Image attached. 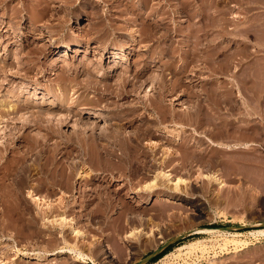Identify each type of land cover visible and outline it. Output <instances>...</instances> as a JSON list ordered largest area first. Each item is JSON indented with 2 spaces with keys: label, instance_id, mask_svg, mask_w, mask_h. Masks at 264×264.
<instances>
[{
  "label": "rangeland",
  "instance_id": "obj_1",
  "mask_svg": "<svg viewBox=\"0 0 264 264\" xmlns=\"http://www.w3.org/2000/svg\"><path fill=\"white\" fill-rule=\"evenodd\" d=\"M7 1V6L0 4V224L5 223L0 225V264H93V260L98 264H136L164 242L188 231L192 233L172 242L164 256L155 262L153 258L148 264H264V233L260 232L264 228V0H74L71 13L63 8L62 0H49L46 9V0ZM213 15L218 16L216 30L220 40L217 80L223 90L232 92L238 104L232 111H222L220 119L224 120L223 126L231 130L232 138L216 139L222 142L221 146L204 143L203 164L188 159L185 164L188 170L180 171L176 169L178 164L174 158L165 165L166 170L174 168L176 174L190 182L185 192H175L168 187L154 193L140 190L141 185L155 178V172L138 176L142 178L141 185L134 187L130 180L135 176L129 172L112 182L107 179L111 180L113 175L103 178L104 174L95 181H88L87 177L78 178V172H91L89 166L81 162H78L82 165L78 166L76 176L62 187L60 184L51 188L42 186L46 175L36 167L31 177L23 172L40 149L42 153L55 149L63 162L60 168L63 165L70 168L83 153L91 154L89 147L93 155L98 154L95 152L98 147L76 139L79 130L89 136L91 126L97 131L102 126L111 128L117 122L116 112L132 108L143 99L155 98L158 90L151 91V78L159 76L161 66L169 59L166 49L174 50L176 59H171L175 60L172 67H177L190 57L191 48L204 47L212 37ZM10 20L14 25H9ZM66 42L70 43L68 48L53 47ZM144 61L151 62L152 69L142 80L150 82L146 81L138 90L134 88L125 100L109 97L99 101V91L81 85L90 77L96 80L91 74L95 70L100 74L94 75L98 76L102 87L107 82L116 85L125 72V76L130 74L131 79L135 78ZM85 63L90 64L91 70ZM194 64L189 66L191 75L188 70L184 79L186 83L196 79L193 83L199 90L203 88L204 76L210 73L202 70V74L200 69L201 72H197L199 65L194 68ZM83 66L90 72H84ZM169 72L166 71L169 82L176 93L180 92L179 76ZM183 86L184 89L188 84ZM131 87L128 88L132 90ZM188 95L180 97L185 103L181 107L180 101L172 97L162 108L168 112H176V109L183 112V108L186 111L187 106L195 104V97ZM102 109L109 113L107 123L97 119L96 113ZM139 112L143 114L144 110ZM37 116L44 118L39 122ZM48 119L50 125L56 124L51 127L55 131L48 129ZM135 126H128L126 133L135 132ZM173 130L176 133L180 129L170 128ZM24 133L27 138H19ZM185 134L189 137L188 146L182 141L167 146L193 156L200 144H191L195 141L191 130L187 129ZM69 138L71 141L67 140ZM36 140L41 143L36 146L38 149L34 145ZM158 141L163 142L154 137L144 146H157ZM102 143L106 145L105 141H100L101 147ZM214 156H218V163L205 167L207 159ZM140 160L146 159L140 156ZM213 171L224 176L227 182L224 188L207 182L204 174ZM115 172L117 176V170ZM20 175L25 176L23 181L19 180ZM54 177L60 182L64 176L58 172ZM35 185L40 195L55 199L50 215L42 213L44 209L40 211L33 198H25L28 189ZM14 188L24 195L9 203L12 198L9 194ZM147 198L149 201L144 202ZM45 205L43 208L47 207ZM61 214L73 217L78 228L85 232L79 243L69 228L55 220ZM10 217L14 222H9ZM222 226L237 232V235L228 233L232 240L227 245L221 233L200 231L202 228L227 230L219 228ZM132 230L136 232L127 236ZM92 239H99V245L93 246ZM197 242L193 250L198 249L187 253L189 244ZM103 243L111 248L108 256L103 253ZM79 251L89 256L87 263L79 261ZM25 252L43 257L30 259Z\"/></svg>",
  "mask_w": 264,
  "mask_h": 264
},
{
  "label": "bare ground",
  "instance_id": "obj_2",
  "mask_svg": "<svg viewBox=\"0 0 264 264\" xmlns=\"http://www.w3.org/2000/svg\"><path fill=\"white\" fill-rule=\"evenodd\" d=\"M100 1L104 2L105 0H100ZM212 1H214V0H212ZM7 2H8L7 0H0V4H2L3 6H4L5 3L7 4ZM62 2H63V8L66 9L67 12L69 11V13H71V11L74 8L73 7L74 6V0H62ZM49 3H50L49 0L48 1L46 0V4L47 5L44 6L45 9L49 8L48 7ZM212 6H213V4H212ZM216 12H217V10H216ZM14 15L19 16L20 14L16 12ZM107 15H108V12H107ZM36 17H37V15H36ZM217 17H216V15L212 16V19H213V25L212 26L213 27L211 26L212 29H210V30L212 31L213 35H212L211 38L209 37V39H208L207 43L205 44V46L201 47V48H199V47L195 48L196 46H198L199 42H197V45H195V46L193 45V47L195 49L192 50V48H191L192 46H191L190 47L191 48L190 49V54H189L190 57L189 58L186 57L187 59L184 60L182 63L178 64L177 67L176 66H174V68L172 67L174 65V61L175 60L171 61V59H173V58L176 59V56L174 55V50H170L171 47H168L166 49V51H167L166 54L169 56L170 60L169 59L167 61L165 60L166 63H164V65L161 66L162 70L159 72V76L157 75V77L155 76V78L154 77L151 78V83H152L151 91L154 90V89L158 90V94L156 95L155 98L152 97V98L148 99V97H147L148 100H144L143 99V100L139 101L138 104H136L132 108H128V109H126L124 111L121 110L118 113L116 112V114L118 115V117L115 118L117 122L115 124L113 123V125H111V128H103V126H102V129L100 131L99 130L97 131L96 128H93L91 126L90 127V132L91 133L89 134V136L83 135L80 132V130H79L78 134L76 133L77 134L76 135L77 136V138H76L77 140H80L81 142L82 141L83 142L87 141L88 143L90 142L89 143L90 146L93 145V146L98 147L99 148V149L97 148L98 152L95 151L98 154L95 153L96 155H93L92 154L93 153V151H92L93 149H90V147H89L88 149L91 152V154L90 153L89 154L88 153H83L82 154L83 156H81V158L78 157L79 159H76L75 162L72 163V166L70 168L63 167L64 165L60 168L59 166H60V164L62 165L63 162L60 161V158L57 156L58 152H56L55 149L51 150L50 152L48 151V153H47L46 150H45L46 153L45 152L42 153L41 152L42 150L40 149V151L37 154V156L34 159V161L32 163H28L25 166V168H23L24 171H23V169H21V170L23 172H25L26 174H28L27 176L31 177L33 167H36V169H38L43 175L44 174L46 175L45 178H43L44 176L42 177L43 180H44L42 182V184H43L42 186H47L48 188L54 187L56 184H58V185L60 184V186H61L64 183L65 184L68 183L67 180H70L73 175L76 176V174H77L76 171L78 169V166H80L82 164L83 165H88L89 168L91 169V172L89 171L87 173V170H86L87 174L86 173L83 174L82 172H78V178L79 177H87L88 181H95L102 174H104V176H102L103 178L106 177L105 175H113V177H111L112 178L111 180H109V178L107 179V181L112 182L116 178L117 179L121 178L122 175L125 172H129L130 175L135 176V177L131 178V180H130L132 187H134V185L135 186L136 185H141L140 183L142 182V180H141L142 178L141 177L138 178V176H140V175H146L147 176L150 172H152V173L155 172L156 174H153V175H155L154 176L155 178H153L152 181H150L149 183L146 182V184L141 185V188L140 187H137V188H140V190H146V191H148L147 193H154L157 190L163 189V187H168V188L172 189L175 192H185L186 189H184V188H185V186H188L190 182L188 183L187 182V178H185L183 175L176 174L175 173L176 170L174 168H168L166 170V168H165L166 166L165 165L168 162H170V161L172 162V160L174 158H176L177 159V164H178L176 169L180 170V171H184V169H185L187 171L188 169H186V167H185L186 166L185 165L186 164V160L189 161L190 159H192V160L195 159L196 161L202 162V164H203V161H204L205 157L202 155L201 151L205 147L204 143L207 142V143H211L213 145L221 146L222 142L221 141L217 142L216 139H220V140L223 141L225 138H232L231 137L232 132H230L231 130L227 129L228 127L225 128V126H223V121L224 120L221 121L220 119L222 118V116H221L222 115V111H224V110H228V111L234 110L235 109V105L238 104L237 103L238 100L235 98V96L232 95V92H229L227 90L228 91V93H227L226 90H223V87L218 82L219 80H217L219 78V76H220V75L217 74V72L219 71L218 69L220 68L219 62L221 61V60L219 61L220 40H219V36H218L219 34H217V33H219L217 31L218 30V26H217L218 24H217V21H216ZM7 22H6V24H8ZM2 23L5 24L4 22H2ZM13 23H15V22H12L11 20L9 21V25H14ZM0 28H1V26H0ZM4 28H7V27H4ZM216 28H217V30H216ZM215 30L217 32H215ZM13 33H14V31H13ZM140 33H141V31H140ZM103 42L106 43L105 41H103ZM69 45H70V43L66 42V43H63V44H56V45L54 44L53 47L55 46V47H60V48L61 47H67L68 48ZM109 46H111V43L107 47H109ZM121 49L123 50V48H121ZM164 50L165 49L163 48V51ZM149 61H144L143 62L144 64L142 65V67H139V69L137 68L138 69L137 70V75L135 74V78L133 77L136 80H133V78L131 79L130 74H129V76H125L126 75V72H125V74H123L124 76H122L123 78L121 79V81L118 82L116 85H113V83H111V82H110V84L107 82L102 87V86H100V81L98 82V80H99L98 76H96V75H100V74H99V72H95L96 71L95 70V71L91 72V74H92V78H95L96 80H94V79L90 80V78H91L90 77L88 81L86 80L87 81L86 84L82 83L81 85H83V87L86 88V89H94L95 91H99V93H100V94H98V95H100V98H99L100 100L99 101L107 100L109 97H111V98L112 97H118V98H121V99L125 100L126 98H128L131 95V92L133 90H135V89L138 90V88H141L143 85H145L146 81H147V83L150 82V81L148 82V79L147 80L146 79L142 80V78H144L147 75V73L152 69V66H151L152 64L150 65V63L153 62V61L151 60L150 63H149ZM192 62H193V64H194V62L195 63H199L200 62V64H202L201 66H203V67H200V64H194L192 66L194 68L199 65V67H197L198 69H196V71L199 70V69L201 71L202 70H208V72L210 73V74L209 73L208 74L212 75V76H209V75L208 76H204V80L205 81H204L203 88L199 89V90L195 89V87L197 85L194 84L195 82L193 83V81L196 80V79H193V78H192L193 80L192 79L191 80L188 79L189 80L188 83H186L187 81H185V79H184V77H185L184 74L188 72V70L190 68L189 66L192 65ZM85 64H87V63H85ZM87 65H88V67L90 69V64H87ZM92 65H93V63L91 64V68H92ZM83 67H85V66H83ZM88 67L84 68L85 69L84 72H90L91 69L89 70ZM167 70L170 71L169 73H173L174 75H178L179 76L178 79H177V77H176V79L178 80V83H177L178 87H179V85L181 86L180 87L181 89L179 90L180 92L177 91V93H176V89L173 88L172 84L169 82L170 77L166 76V74H167L166 71ZM191 70H193V68H191ZM189 73H190V70H189ZM191 73L188 74V75L190 76ZM203 73H204V71H202V74ZM94 74H96V75H94ZM196 74L197 73H195V75ZM189 76H188V78H189ZM171 77H173V76H171ZM194 78H196V77H194ZM198 78H199V80L201 79L200 77H198ZM186 80H187V78H186ZM104 83H105V81H104ZM186 84H188V86L183 89L182 86L183 85L186 86ZM205 84L206 85L209 84L210 85V86H208L209 88L204 87ZM129 86L133 87V88L131 87L132 90L128 88ZM189 90H191V92ZM187 93L190 94V95L192 94L191 96L195 97V102H194L195 104L193 105V107L187 106V110L185 111L184 108H183L185 106H183L182 107L183 108V112H181L182 109L179 110L180 112H177L178 109H176L177 113L173 112L174 110L172 112H170V111L168 112L167 110H165V108L164 109L162 108L164 102L166 100H171L172 97H174V99H173L174 101H176V100L180 101V102H178V104L181 107L182 105L185 104L184 102H183L184 104L181 102V98L184 95H188ZM237 96H238V94H237ZM149 97H151V96H149ZM247 102H248V100L244 101V104H247ZM206 107H208V108H206ZM50 109H52V108L50 107L49 110ZM142 110H144L143 114L141 112H139V111H142ZM213 110H215V111H213ZM114 115H115V113H114ZM96 116H97V119L103 120L106 123L108 122L107 118H109V113H107L106 110L102 109V110L98 111L96 113ZM37 118L38 119H36V120L40 122V121H42L41 119H43L44 117L40 118V116H37ZM51 122H52V120H51ZM49 123H50V120L47 121L48 129L49 130L50 129L54 130L55 128L54 127L51 128V127L53 125H56V124H51L50 125ZM134 125H136L135 126L136 127L135 128L136 131L133 132L132 134L128 135L126 133L125 129L128 126L132 127ZM57 126H58V124H57ZM170 128H174L175 130L176 129L177 130L180 129V130L178 132L174 133V130L172 132V131H170ZM243 128H245V127H243ZM187 129L191 130V134H193L194 137H195L194 143H191V144H193V146L200 144V146H197L200 149L197 148V150H196L197 152H195V154L193 156L192 155L190 156V154L188 155L187 152L185 151L186 154H187V156L185 157L186 154L184 153V151L182 149H180L181 150V152H180L179 149L170 148V147L167 146V144H176L177 141H182L181 143H184V145H185V143L187 142V140L189 138L185 134ZM51 130H50V132H51ZM0 131H1V126H0ZM53 134H56V133L54 132ZM1 136L2 135H0V137ZM25 136L26 135L24 133V134L20 135L19 138H27ZM50 136H52V135H50ZM154 137L155 138L156 137L157 138L158 137L161 138V140L163 142L158 141L159 144L157 146L156 145L155 146L152 145V147L151 146L150 147L144 146V144L149 143L148 142L149 139L153 140ZM73 139L74 138H72V141H73ZM67 140L71 141L70 138L67 139ZM80 141H77V142H80ZM100 141H105L106 145H104V143H102L103 146L101 147L100 146L101 145ZM224 143H226V142H224ZM3 144H5V143H3ZM38 144H41V143L38 140H36L34 142L35 147ZM6 145H8V143ZM225 145L226 146L228 145L227 147H231V144H225ZM187 146H188V144H187ZM185 147H186V145H185ZM182 148H183V145H182ZM187 151H189V149H187ZM44 154H46V155H44ZM200 154H201V156H200ZM140 156H143L146 160L145 161H143V160L141 161L140 160ZM80 159H81V161H80ZM218 160H219L218 156H214V157H211V158L207 159V161L205 162L207 165L204 163L205 167L210 168L211 164L214 165V164L218 163ZM78 162H81L82 164H78ZM198 162H197V165H198ZM199 164H201V163H199ZM156 167H160L162 169L155 170L154 168H156ZM203 167L204 166H202V168ZM115 170H117V174H118L117 176H116ZM58 172L63 173V176L65 177V178L62 177L63 179H61L60 182H57V180H54V178H55L54 176ZM26 174H25V176H26ZM204 175H205V178H207V182L210 183V184H215V185H217L220 188H224L227 185V182H226L224 176L220 172H217V171L207 172ZM25 176H21L22 178H19V180L21 179L20 181H23V178H25ZM27 181H25V182L27 183ZM16 183H17V181H16ZM16 186L17 185H15V187ZM37 186H39L38 183H37ZM18 188H20V187H18ZM18 188H16V189L14 188V190H11V193L9 195L12 198L8 200L9 203H13V201H16L17 198H18L17 200H19V197H21V195H24V192H22V191L20 192V189L18 190V192H16V190ZM25 188H27V187H25ZM37 189L38 188L36 187V185L32 186L31 188H29L27 193H26V195H25L26 196L25 198H27V197L28 198H33L35 200V202L37 203V208L40 211H42V209H44V212H42V213H48L50 215V213H53L54 207L56 205L55 199L53 197H50V196H47V195H44V194L40 195L37 192ZM21 190H23V189H21ZM148 196H149V194H148ZM169 196H171V195H169ZM21 198H23V197H21ZM168 199L169 198H167V200ZM143 201L144 202H148L149 198H147V199H145ZM44 204H47V205H45L47 207L43 208ZM59 217L60 218L55 219V220L60 221V223L64 224L66 228H69V230H71V233L73 234V237L75 236L76 243H79V241L81 240L80 238H82V236L85 235V232L83 230H81L80 228H78V226L76 225L77 223L75 222L73 217H68L65 214H61ZM12 218L10 217L11 221L9 220V222H11V223L14 222V220ZM47 219H49V218H47ZM0 221H1V219H0ZM7 222H8V220H7ZM2 223L5 225L4 221ZM20 227H22V226H20ZM7 229L8 228L6 227V230ZM138 229L140 231L141 228H138ZM221 229H223V228H221ZM229 230L230 229L220 230L218 228H212L210 230L209 229H203V228L200 229L201 232L221 233L224 236L223 242L225 240V244L226 245L228 243H230V241L232 240V239L230 240V238L228 237V233H232L234 235H237V232L229 231ZM133 232H134V230L130 231L129 233L127 232L128 233L127 236L130 237V234L132 235ZM260 232L264 233V228L261 229ZM186 233H192V232L188 231ZM168 241H166L164 243H167ZM233 241H239V240L233 239ZM90 242H91V244L93 246H98L99 245V239L98 240L97 239H92ZM103 244H104L103 245L104 246V249H103L104 252L103 253H104V255L107 254V256H108V250H110L111 248H110L108 243H103ZM196 244L198 245L199 242L191 243V245L189 244V250H188L187 253H189L191 251H196L198 248L193 250L195 247H197ZM203 244L205 245V243H203ZM199 247H201V249H202V246H199ZM205 248H206V246H205ZM183 252H185V251H183ZM24 255L26 257L30 258V259H37V260H41L42 257H43V256H39L37 254H31V253L27 254L26 252L24 253ZM78 258L80 259L79 261H81L82 263H87V258H89V256L86 253H83L82 251H79ZM93 264H98V262L93 260Z\"/></svg>",
  "mask_w": 264,
  "mask_h": 264
},
{
  "label": "water",
  "instance_id": "obj_3",
  "mask_svg": "<svg viewBox=\"0 0 264 264\" xmlns=\"http://www.w3.org/2000/svg\"><path fill=\"white\" fill-rule=\"evenodd\" d=\"M220 228L223 229H230L231 227L229 226H222ZM190 233H183L181 235H179L176 239L174 240H169L167 243L162 244L160 247L156 248L154 251H152L149 255H147L144 259L138 261L136 264H148L153 258H155L156 256H158L161 252H163L166 247H168L172 242L177 241L181 238L186 237V235H188Z\"/></svg>",
  "mask_w": 264,
  "mask_h": 264
},
{
  "label": "trees",
  "instance_id": "obj_4",
  "mask_svg": "<svg viewBox=\"0 0 264 264\" xmlns=\"http://www.w3.org/2000/svg\"><path fill=\"white\" fill-rule=\"evenodd\" d=\"M214 227V226H213ZM170 250V248L165 249L163 252H161L158 256H156L152 262H155L156 260H158L159 258H161L162 256H164L168 251Z\"/></svg>",
  "mask_w": 264,
  "mask_h": 264
}]
</instances>
